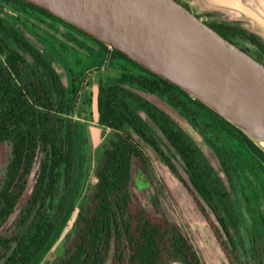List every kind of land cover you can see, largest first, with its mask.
Segmentation results:
<instances>
[{
    "label": "trees",
    "instance_id": "trees-1",
    "mask_svg": "<svg viewBox=\"0 0 264 264\" xmlns=\"http://www.w3.org/2000/svg\"><path fill=\"white\" fill-rule=\"evenodd\" d=\"M177 1L264 65V39L240 21L198 14ZM52 33L82 64L79 71L67 70L69 86L49 58L45 37ZM104 68L118 76L97 85V123L108 134L94 166L89 160L95 181L86 184L80 167L86 124L78 120V101L87 73ZM150 97L197 131L219 168ZM143 144L192 194L230 264H264V149L210 106L123 53L37 6L0 0V145L10 148L0 176V264H40L71 219L62 254L52 264H205L188 232L167 212ZM138 173L153 188L149 207L134 188Z\"/></svg>",
    "mask_w": 264,
    "mask_h": 264
},
{
    "label": "water",
    "instance_id": "water-1",
    "mask_svg": "<svg viewBox=\"0 0 264 264\" xmlns=\"http://www.w3.org/2000/svg\"><path fill=\"white\" fill-rule=\"evenodd\" d=\"M23 1L181 88L259 146L264 141V65L177 0Z\"/></svg>",
    "mask_w": 264,
    "mask_h": 264
},
{
    "label": "rangeland",
    "instance_id": "rangeland-1",
    "mask_svg": "<svg viewBox=\"0 0 264 264\" xmlns=\"http://www.w3.org/2000/svg\"><path fill=\"white\" fill-rule=\"evenodd\" d=\"M187 3L192 10L196 13L212 12L216 18L225 20H238L242 25L248 28L264 39V0H182ZM203 20L206 18L203 17ZM59 31L65 33V28L60 27ZM47 38L46 44H49L50 52L49 58L55 64L59 73L61 74L63 81L67 86L70 85L69 79L66 77L67 70L73 69L79 71L82 68V64H79L77 55L70 49L65 47L60 39V34H51ZM50 40V41H49ZM241 42V41H239ZM246 46V43L241 42ZM47 51V50H46ZM58 61V62H57ZM62 64H61V63ZM67 68V69H66ZM118 72L109 68L96 69L89 71L86 76L85 89L81 93L80 100L78 101V111L80 112L78 120L86 124V128L82 129L83 134L87 138V141L81 146L80 167L83 173V181L87 184V181L93 182L95 178L93 171L89 169V160L92 159V166L97 157V149L99 145L105 140L108 131L103 133V130L97 123V110H96V94L97 85L102 82H113L117 78ZM150 100L156 102L161 106L171 117L182 127V129L188 133L195 142L203 147L207 156L214 162L215 166L219 168L215 156L206 148L203 144V140L197 131L192 128L189 123L182 118L172 107L165 103L155 100L153 97ZM91 114V115H90ZM82 134V139L84 135ZM252 136V135H251ZM257 141L255 136H252ZM82 142H84L82 140ZM258 142V141H257ZM260 143V142H259ZM261 146V144H260ZM145 152L150 158L151 173L156 177L159 187L162 189L164 196V204L167 212L171 217L178 221L188 232L193 239L198 251L200 252L205 264H230V260L221 248L220 242L214 232L213 226L206 219V217L200 211V208L195 201L192 194L184 187L180 179L174 175L170 169L162 162L158 155L147 145L143 144ZM262 147V146H261ZM264 149V147H262ZM10 154V148L7 145H0V176L1 171L5 167ZM232 160L235 164L236 161ZM152 176V177H153ZM244 178V177H243ZM151 185L141 173H138L137 180L135 181L134 188L143 202L149 207V196ZM31 189L25 194L20 208L24 205L27 198L30 195ZM244 192L252 198V192L248 185V182L244 178ZM251 210H256V204L252 200ZM242 208V206H241ZM247 216V212H244ZM252 217L256 220V227H259L258 214L252 211ZM248 217V216H247ZM74 220L71 219L67 229L60 236V239L55 243L52 249L44 255L40 264H52L62 254L63 244L67 238L68 232L73 227ZM251 226V223H250Z\"/></svg>",
    "mask_w": 264,
    "mask_h": 264
},
{
    "label": "bare ground",
    "instance_id": "bare-ground-1",
    "mask_svg": "<svg viewBox=\"0 0 264 264\" xmlns=\"http://www.w3.org/2000/svg\"><path fill=\"white\" fill-rule=\"evenodd\" d=\"M258 132H263L262 134H264V129L263 130L260 129ZM260 144H261L262 147H264V141L263 142L261 141Z\"/></svg>",
    "mask_w": 264,
    "mask_h": 264
},
{
    "label": "flooded vegetation",
    "instance_id": "flooded-vegetation-1",
    "mask_svg": "<svg viewBox=\"0 0 264 264\" xmlns=\"http://www.w3.org/2000/svg\"><path fill=\"white\" fill-rule=\"evenodd\" d=\"M181 1H182V0H181ZM199 14H203V13L200 12Z\"/></svg>",
    "mask_w": 264,
    "mask_h": 264
}]
</instances>
